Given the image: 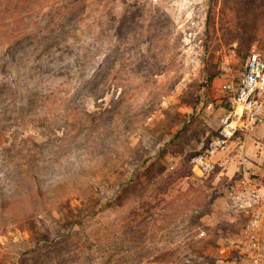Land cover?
<instances>
[{
  "label": "rangeland",
  "instance_id": "1",
  "mask_svg": "<svg viewBox=\"0 0 264 264\" xmlns=\"http://www.w3.org/2000/svg\"><path fill=\"white\" fill-rule=\"evenodd\" d=\"M234 50L264 55V0H0V264H254L238 145L190 165ZM244 153L264 187V129Z\"/></svg>",
  "mask_w": 264,
  "mask_h": 264
},
{
  "label": "built area",
  "instance_id": "2",
  "mask_svg": "<svg viewBox=\"0 0 264 264\" xmlns=\"http://www.w3.org/2000/svg\"><path fill=\"white\" fill-rule=\"evenodd\" d=\"M236 56L234 50L221 61L227 106L216 131L198 143L197 151L191 158V167L198 176L213 173L218 167H227L234 157L230 155L232 144L238 145L235 156L241 157L237 167L240 173L228 188V198L233 208L248 218L245 234L255 252L254 264H260L264 258L260 254V216L264 194L261 183L247 170L242 171L241 165L248 160L244 153L246 138L264 129V55L252 50L244 60L236 61Z\"/></svg>",
  "mask_w": 264,
  "mask_h": 264
},
{
  "label": "trees",
  "instance_id": "3",
  "mask_svg": "<svg viewBox=\"0 0 264 264\" xmlns=\"http://www.w3.org/2000/svg\"><path fill=\"white\" fill-rule=\"evenodd\" d=\"M13 44H14V43H13ZM18 44H19V43H18ZM225 101H226V98H225V96H224V105L222 106V112H223L224 108L227 106ZM222 112H221V114H222ZM215 131H216V129H215ZM215 131H214V132H215ZM214 132H213V133H214ZM213 133H212V134H213ZM212 134H211V135H212ZM211 135H209L208 137H205V138H209ZM205 138H204V139H205ZM202 140H203V139H202ZM202 140H201V141H202ZM199 142H200V141H199ZM199 142H198V143H199ZM197 147H198V144H197ZM197 147H196L195 151L193 152L192 156L196 153V151H197ZM191 158H192V157H191ZM190 165H191V159H190ZM141 168H143V166H139V167H137L136 170L139 171ZM191 169H192V167H191ZM133 177H134V174L131 176V178L127 179L124 183H125V184L130 183Z\"/></svg>",
  "mask_w": 264,
  "mask_h": 264
},
{
  "label": "crops",
  "instance_id": "4",
  "mask_svg": "<svg viewBox=\"0 0 264 264\" xmlns=\"http://www.w3.org/2000/svg\"><path fill=\"white\" fill-rule=\"evenodd\" d=\"M257 135V134H256ZM246 154V153H245ZM262 188H264V187H262ZM263 192V191H262ZM263 194H264V192H263Z\"/></svg>",
  "mask_w": 264,
  "mask_h": 264
}]
</instances>
